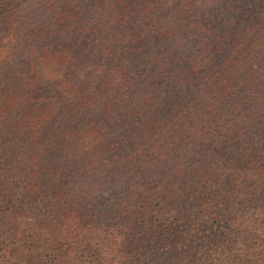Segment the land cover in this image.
I'll use <instances>...</instances> for the list:
<instances>
[{
  "label": "trees",
  "instance_id": "1",
  "mask_svg": "<svg viewBox=\"0 0 264 264\" xmlns=\"http://www.w3.org/2000/svg\"><path fill=\"white\" fill-rule=\"evenodd\" d=\"M0 264H264V0H0Z\"/></svg>",
  "mask_w": 264,
  "mask_h": 264
}]
</instances>
